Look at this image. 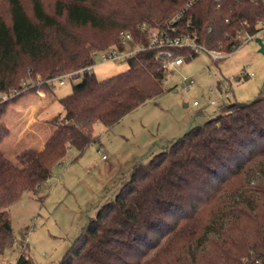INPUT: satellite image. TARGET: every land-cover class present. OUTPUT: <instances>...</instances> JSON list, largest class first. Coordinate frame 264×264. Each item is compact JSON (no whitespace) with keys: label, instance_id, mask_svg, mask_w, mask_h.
I'll return each mask as SVG.
<instances>
[{"label":"trees","instance_id":"trees-1","mask_svg":"<svg viewBox=\"0 0 264 264\" xmlns=\"http://www.w3.org/2000/svg\"><path fill=\"white\" fill-rule=\"evenodd\" d=\"M187 1L5 0L0 116L4 96L15 98L93 64L94 52L122 47L126 32L147 43L144 24L166 27L181 14L178 33L196 34L199 43L224 53L264 27V0ZM171 50L186 61L197 55ZM158 52L138 51L126 70L104 79L84 70L71 92L57 97L56 127L25 169L1 147L0 133V254L13 244L10 206L25 191L39 192L68 149L83 152L96 141V123L110 129L166 92L163 83L173 70L163 67ZM18 264L30 263L21 254ZM51 264H264V84L259 97L226 102L216 117L136 163Z\"/></svg>","mask_w":264,"mask_h":264},{"label":"rangeland","instance_id":"rangeland-1","mask_svg":"<svg viewBox=\"0 0 264 264\" xmlns=\"http://www.w3.org/2000/svg\"><path fill=\"white\" fill-rule=\"evenodd\" d=\"M46 1L52 4L54 0ZM2 6H7L5 0H0ZM258 38L264 44V29L218 60L200 52L166 77V92L157 100L135 109L110 129L96 123V141L83 152L68 149L64 162L53 168L51 178L39 192L25 191L10 206L13 244L0 254V264H18L21 254L30 264L58 262L97 216L102 204L114 197L123 176L136 163L147 162L192 126L216 117L226 102H249L259 97L264 84V52ZM128 66L126 60L101 63L97 56L92 71L98 79H104ZM185 76H193L196 82L187 87ZM26 79L27 83L32 81L29 76ZM47 86L55 96H64L71 92L73 80L65 78L63 84L54 81ZM10 99L3 97V113ZM57 108L62 111L55 101L43 116L53 114ZM55 115L49 118L52 124ZM0 133L4 136L1 147L18 165L20 159L30 163V156L40 152L28 146L31 132L23 133L13 152L6 142L9 133L1 127Z\"/></svg>","mask_w":264,"mask_h":264},{"label":"built area","instance_id":"built-area-1","mask_svg":"<svg viewBox=\"0 0 264 264\" xmlns=\"http://www.w3.org/2000/svg\"><path fill=\"white\" fill-rule=\"evenodd\" d=\"M195 1L196 0H188L187 4L190 5ZM180 17L181 14L175 15L171 20L168 21L166 27L144 24L142 26V30L148 38L147 43L143 42L142 38L136 40V38L130 32L122 34V47H120V45L118 44H113L107 49L96 51L92 55L94 58L93 64L71 73L59 76L55 78L54 81H59L60 84L64 83L65 78H69L73 81H78L81 78V73L84 70H92L93 66L96 65L97 56H99L101 63H110L123 60L127 61L130 56H133L138 51L146 48H157L159 50L157 56L162 60L163 67L166 70H174L186 61L183 55H174L173 51L171 50L173 48L189 49L191 52H194L196 54H199L200 52H207L211 55L213 60L223 58L227 54L224 52L208 49L205 45L197 41L196 34L191 35L186 33H178V26L176 25V22L180 19ZM256 34H245L242 38V44L243 42L254 38ZM183 81L186 83L187 87L192 86L196 82L193 76H185L183 78ZM226 97L229 98L228 93L226 94ZM211 103L215 104L216 101L212 100ZM194 104L197 105L198 101H194ZM103 158H106V155H103Z\"/></svg>","mask_w":264,"mask_h":264},{"label":"crops","instance_id":"crops-1","mask_svg":"<svg viewBox=\"0 0 264 264\" xmlns=\"http://www.w3.org/2000/svg\"><path fill=\"white\" fill-rule=\"evenodd\" d=\"M47 85L45 83H37L31 91L12 98L6 103V110L0 116V126L9 133V136L6 137V142L9 143L11 148H17L18 142H21L23 133L26 131L31 132L29 138V141H31L28 146L30 148H38L39 150H37L40 152L45 150V140L56 127L50 123L49 118L61 111L57 108L53 114H45L43 116V112L57 101V96L53 94ZM32 125L35 126L33 130ZM34 131H36L35 134H33ZM38 139L42 140V142L38 141ZM33 143L38 144L39 147L33 145ZM13 155L15 156V154ZM21 160L19 161L20 168L25 169L28 167L30 163L27 161L21 162Z\"/></svg>","mask_w":264,"mask_h":264},{"label":"water","instance_id":"water-1","mask_svg":"<svg viewBox=\"0 0 264 264\" xmlns=\"http://www.w3.org/2000/svg\"><path fill=\"white\" fill-rule=\"evenodd\" d=\"M257 41L260 43L261 50L264 52V44L262 43L261 39L258 38Z\"/></svg>","mask_w":264,"mask_h":264}]
</instances>
